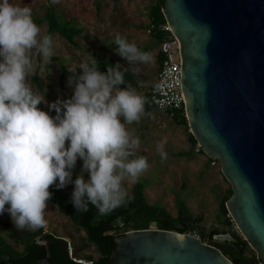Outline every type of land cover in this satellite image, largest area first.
I'll return each mask as SVG.
<instances>
[{
	"label": "clouds",
	"instance_id": "9594fccd",
	"mask_svg": "<svg viewBox=\"0 0 264 264\" xmlns=\"http://www.w3.org/2000/svg\"><path fill=\"white\" fill-rule=\"evenodd\" d=\"M107 44H115L113 50L129 62L152 60L151 52L119 32ZM53 45L51 34H41L29 6L0 0V215L7 212L17 230L45 225L52 185H74L70 200L77 211L86 212L91 204L97 215L110 214L131 199L126 185L137 182L149 167L147 157L137 155L139 137L127 127L139 122L145 108L136 87H120L129 69L121 70L117 62L101 71L89 52L78 64L82 71L68 77L72 95L47 102L27 77L33 55L47 64ZM132 72L138 74L139 68ZM41 103L49 111L38 107ZM164 143L156 144L162 160L167 158ZM78 159L80 174L73 178Z\"/></svg>",
	"mask_w": 264,
	"mask_h": 264
},
{
	"label": "water",
	"instance_id": "95a60500",
	"mask_svg": "<svg viewBox=\"0 0 264 264\" xmlns=\"http://www.w3.org/2000/svg\"><path fill=\"white\" fill-rule=\"evenodd\" d=\"M162 11L180 42L189 130L220 159L226 207L264 264V0H164ZM104 264L235 263L194 233L151 226L113 238Z\"/></svg>",
	"mask_w": 264,
	"mask_h": 264
},
{
	"label": "rangeland",
	"instance_id": "374dc122",
	"mask_svg": "<svg viewBox=\"0 0 264 264\" xmlns=\"http://www.w3.org/2000/svg\"><path fill=\"white\" fill-rule=\"evenodd\" d=\"M150 1L56 0L54 5L59 16L69 18L82 26V34L76 37L78 41L76 44H72L57 33L54 34V56L59 57L60 61L52 59L45 64L39 55H33V69L27 77L33 91L40 95L44 94L47 102L55 101L57 97H70L73 92L72 86L68 84V77L73 75L71 71L75 70V74H79L82 71L78 67L79 62L89 52L93 55L94 51L104 52L114 57L117 62L127 68L138 67L139 73L154 86L158 72L156 60L158 45L151 47L149 51L152 54L151 62L135 64L136 62L125 60L113 50L111 45L107 44L115 33L119 32L130 42H135L139 48L151 46V36L146 31ZM14 2L29 6L32 9L34 21L36 22L38 18L42 19L38 25L41 27V34L45 33L47 20L44 13L48 5L52 3L51 0H14ZM61 64L66 66L63 78H61ZM35 76L38 77L40 86L35 83ZM144 91L145 89H142L140 94L143 95ZM38 107L49 111L47 103H41ZM50 114L54 116L55 110H51ZM127 127L140 139L137 155L146 156L149 163V167L140 176L146 184V199L151 203L163 205L173 215L177 213L178 201L183 200L193 214H203L204 218L200 223L203 231H209L213 225L222 227L218 220L219 200L231 184L222 172L220 159L215 158L214 162H209L208 156L197 149L192 156L174 155L175 151L189 149L190 142L185 126L175 122L162 110L144 108L139 122H133ZM161 140L165 141L164 149L167 152V158L163 160L156 150V144ZM81 164L82 161L78 159L73 169V178L80 174ZM84 175L87 178V173ZM132 185H126L128 193ZM72 186L73 184L69 183L61 189L70 191ZM44 215L46 220L44 230L67 239L68 244L72 245L70 252L73 253L75 247H81L77 257L85 258V254L92 255L94 259L98 257L99 252L93 244L83 247L86 239L85 231L78 228L67 215L59 211L51 200L48 201ZM0 218L13 223L7 212L0 215ZM233 228L237 230L235 226ZM0 232L15 247L22 248L21 244L14 243L7 236L2 224H0ZM194 234L199 236L198 233ZM249 246L251 247L250 244Z\"/></svg>",
	"mask_w": 264,
	"mask_h": 264
},
{
	"label": "trees",
	"instance_id": "16d2710c",
	"mask_svg": "<svg viewBox=\"0 0 264 264\" xmlns=\"http://www.w3.org/2000/svg\"><path fill=\"white\" fill-rule=\"evenodd\" d=\"M163 7L164 0H152L149 7V21L147 26L150 23L159 24L166 20L162 11ZM44 17L47 20L45 33L51 34L52 37L57 33L72 44L78 43L76 37L82 34V26L74 23L69 18H61L56 11L54 3L48 5ZM41 20V18H38L36 23H40ZM150 36L151 46L140 48L141 50L149 52L151 47L155 45L159 46L160 42L167 36V33L155 28L150 33ZM111 47L114 49L116 45L111 44ZM93 56L97 59V66L101 71H106L109 65H115L117 63L114 57L104 52L94 51ZM52 59L60 61V58L54 55L51 57ZM162 59L163 55L158 50L156 59L157 71L160 68ZM61 68V78H63L66 72V66L61 64ZM120 68L123 70L127 67L120 64ZM127 69L129 70L124 72L125 84L120 85V87H136L139 93H141L142 89H145L143 94L145 97V109L151 110L155 108L154 105L150 104L149 98L150 91L153 88L151 83L141 73L134 74L132 69ZM138 80L145 81V86H139L137 83ZM34 81L40 86L37 76L34 77ZM172 118L178 124L185 126L186 135L190 142L189 149L175 151L174 155L192 156L196 151L198 143L195 136L189 130L185 109L178 110ZM198 151L205 153L201 146ZM213 160L208 157L209 162ZM145 185L144 181L139 178L132 185L128 193L131 199L125 205L105 216L97 215V209L91 204H89V209L86 212L77 211L70 200L74 185L70 191L50 186L49 190L52 192L50 200L78 228L85 231L86 239L83 247L88 244H93L99 252L98 257L95 259L90 254L84 255L87 260H93L94 264H104L107 262L112 250L113 238L121 236L131 229H145L151 226L178 232L198 233L204 242L218 247L235 264H261L260 258L254 249L249 246L248 240L233 228L234 222L226 207V201L233 193L231 186L225 189V193L221 195L219 200L218 220L223 226L213 225L209 231L205 232L200 226L204 218L202 213L198 215L193 214L185 201L179 200L177 203V213L173 215L163 205L151 203L146 199ZM0 224L5 227L7 236L14 243L22 245V248L18 249L0 232V264H30L44 257L50 259L54 264H89L73 259V256L79 255L81 247H75L73 253L70 254L67 239L57 236L50 231H45L43 227L35 231L27 229L17 230L13 223L3 221L1 218ZM223 234H230L234 239L231 241L221 240L219 236Z\"/></svg>",
	"mask_w": 264,
	"mask_h": 264
},
{
	"label": "built area",
	"instance_id": "2783aa9c",
	"mask_svg": "<svg viewBox=\"0 0 264 264\" xmlns=\"http://www.w3.org/2000/svg\"><path fill=\"white\" fill-rule=\"evenodd\" d=\"M155 28L166 32L167 36L159 44V51L162 53L163 59L155 82V85L163 83V87L157 88L155 85L153 86L149 96L150 104L154 105L156 109L165 111L170 117H173L178 110L185 109V97L181 83L182 60L180 56V42L166 20L159 24L150 23L146 31L150 35ZM199 147L200 145L198 144L196 149L198 150ZM234 226L237 228L235 222ZM68 245L69 253L71 254L72 245L70 243ZM73 259L79 262H91L94 264L93 260H87L82 257L73 256Z\"/></svg>",
	"mask_w": 264,
	"mask_h": 264
},
{
	"label": "crops",
	"instance_id": "0c3cea01",
	"mask_svg": "<svg viewBox=\"0 0 264 264\" xmlns=\"http://www.w3.org/2000/svg\"><path fill=\"white\" fill-rule=\"evenodd\" d=\"M140 1H142V0H140ZM145 1V0H144ZM150 1V0H149ZM150 4H151V1H150V3L148 4V7H150ZM148 17H149V13H148ZM158 53V52H157Z\"/></svg>",
	"mask_w": 264,
	"mask_h": 264
},
{
	"label": "flooded vegetation",
	"instance_id": "af4514ba",
	"mask_svg": "<svg viewBox=\"0 0 264 264\" xmlns=\"http://www.w3.org/2000/svg\"><path fill=\"white\" fill-rule=\"evenodd\" d=\"M237 231L241 234V232L239 231V229L237 228ZM242 235V234H241ZM243 236V235H242ZM249 242V241H248Z\"/></svg>",
	"mask_w": 264,
	"mask_h": 264
},
{
	"label": "bare ground",
	"instance_id": "6f19581e",
	"mask_svg": "<svg viewBox=\"0 0 264 264\" xmlns=\"http://www.w3.org/2000/svg\"><path fill=\"white\" fill-rule=\"evenodd\" d=\"M187 115H188V113H187ZM189 116V115H188Z\"/></svg>",
	"mask_w": 264,
	"mask_h": 264
}]
</instances>
